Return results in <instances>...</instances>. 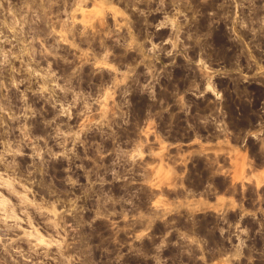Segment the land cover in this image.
I'll return each instance as SVG.
<instances>
[{
	"label": "rangeland",
	"instance_id": "1",
	"mask_svg": "<svg viewBox=\"0 0 264 264\" xmlns=\"http://www.w3.org/2000/svg\"><path fill=\"white\" fill-rule=\"evenodd\" d=\"M0 264H264V0H0Z\"/></svg>",
	"mask_w": 264,
	"mask_h": 264
},
{
	"label": "clouds",
	"instance_id": "2",
	"mask_svg": "<svg viewBox=\"0 0 264 264\" xmlns=\"http://www.w3.org/2000/svg\"><path fill=\"white\" fill-rule=\"evenodd\" d=\"M153 47L155 48L156 46L155 45H153ZM171 53H169V55H170ZM67 109H64V113H67ZM63 114V113H62Z\"/></svg>",
	"mask_w": 264,
	"mask_h": 264
}]
</instances>
